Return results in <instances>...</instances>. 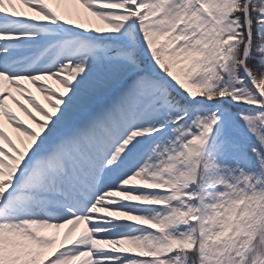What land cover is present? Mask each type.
Returning a JSON list of instances; mask_svg holds the SVG:
<instances>
[{"label": "snow or ice", "instance_id": "snow-or-ice-1", "mask_svg": "<svg viewBox=\"0 0 264 264\" xmlns=\"http://www.w3.org/2000/svg\"><path fill=\"white\" fill-rule=\"evenodd\" d=\"M0 264H264V0H0Z\"/></svg>", "mask_w": 264, "mask_h": 264}, {"label": "bare ground", "instance_id": "bare-ground-1", "mask_svg": "<svg viewBox=\"0 0 264 264\" xmlns=\"http://www.w3.org/2000/svg\"><path fill=\"white\" fill-rule=\"evenodd\" d=\"M33 91H35V90L33 89Z\"/></svg>", "mask_w": 264, "mask_h": 264}, {"label": "rangeland", "instance_id": "rangeland-1", "mask_svg": "<svg viewBox=\"0 0 264 264\" xmlns=\"http://www.w3.org/2000/svg\"><path fill=\"white\" fill-rule=\"evenodd\" d=\"M14 107V106H13Z\"/></svg>", "mask_w": 264, "mask_h": 264}]
</instances>
